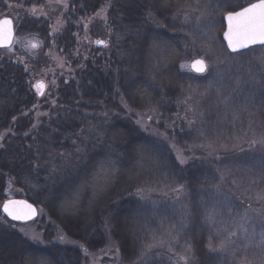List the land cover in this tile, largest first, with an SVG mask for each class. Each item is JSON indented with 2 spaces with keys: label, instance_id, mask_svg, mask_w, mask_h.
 Segmentation results:
<instances>
[{
  "label": "trees",
  "instance_id": "trees-1",
  "mask_svg": "<svg viewBox=\"0 0 264 264\" xmlns=\"http://www.w3.org/2000/svg\"><path fill=\"white\" fill-rule=\"evenodd\" d=\"M143 1L113 0L109 13H116L117 23L112 29L116 40L112 41L108 35L107 41L102 32L91 29L90 39L103 38L107 47H91L86 57L79 54L72 57V27L58 36L55 43L69 55L78 81H60L46 98L31 87V72L23 64L5 57V50L0 49V133L9 128L15 133L9 132L3 141L5 147L0 149V203L6 197L8 183L19 186L22 192L18 198H26L44 209L45 215L39 221L44 225L47 242L41 246L26 239L17 229L25 224L7 219L0 208V220L13 225H0V264H82L86 255L82 251L92 252L103 247V229L107 231L110 227H114L112 237L116 238L121 264L134 261L138 256L136 248L145 239V227H148L146 215L142 216L147 208L139 204L136 189L162 185L168 177L183 185L188 194L189 220L185 235L195 264H215L206 247L197 175L181 173L167 146L141 132L128 113L154 109L165 117L169 113L176 115L179 88L201 77L180 69V39L170 30L154 28L149 23L151 11ZM7 2L20 11L15 25L17 33L23 30L34 34L47 45L46 0H0V18L5 16ZM107 2L73 0L70 8L84 13L87 17L83 19L89 21ZM174 4L172 0L169 7H157L153 14L160 20H168ZM222 16L217 27L219 36L223 31ZM97 22L94 26L100 23ZM260 50H264V45L253 46L241 55ZM53 98L57 108L49 105ZM39 107L49 108L52 119H48L50 113L38 127L32 128ZM13 116L17 118L15 122ZM261 116L264 121V115ZM103 117L108 120L103 122ZM173 121L168 133L177 137L182 120L177 116ZM25 132L29 134L25 136ZM77 148L82 151L77 153ZM112 168L118 169L114 180L109 179ZM202 173L200 168L197 174L201 177ZM28 185L36 190L31 192ZM108 193H113L117 202L112 222L110 213L100 209L97 218L94 210L104 205L102 201ZM86 221L89 226L82 224ZM82 225L86 236L81 235L85 232ZM57 229L74 243L83 244L81 257L76 247L52 244Z\"/></svg>",
  "mask_w": 264,
  "mask_h": 264
},
{
  "label": "rangeland",
  "instance_id": "rangeland-1",
  "mask_svg": "<svg viewBox=\"0 0 264 264\" xmlns=\"http://www.w3.org/2000/svg\"><path fill=\"white\" fill-rule=\"evenodd\" d=\"M144 1L141 3H145V7L151 11L149 12V23L154 28L170 30L171 34L177 35L180 39L182 48L180 65L184 63L190 64L192 59L205 56L208 59L210 68L208 72L201 74L198 80L193 78V82H189L187 86L179 88L177 95H180V98L177 101L176 115L175 113H169L170 117H165L148 109L144 111L130 110L128 113L141 132L150 138L161 141L167 146L180 166L181 173L189 172L197 175L198 200L201 205V219L204 227V237L206 238V247L211 237L212 249L207 247V250L210 256L214 258L215 264H262V261H264V248L259 246V233L261 231L260 217L264 215V201H258L254 197L261 188H264V183H253V181L264 176V148L260 145L250 148L248 142L264 133V121H262L261 116L264 115V108L260 107L264 105V83L260 82L264 69L261 68L256 59V57L264 56V50L258 52L248 51L244 55L229 53L223 44L221 34L219 36L217 32L220 15H224L228 11L239 10L240 7H244L251 1L254 2L256 0H175L176 10L174 9L168 20H160L158 16L153 14V12H156L157 7L162 8V6H165L164 0ZM71 2L73 0H69L68 9L65 11L62 5L50 4L49 0H46V13L49 21V43L47 45L36 35L25 33L22 30L21 33L16 31L12 47L4 49L5 52L3 54L5 57L23 64L31 72V87L37 82H42L46 86L41 89L45 98L51 92H54L53 90L56 89L60 81L66 82L71 79L78 81L76 75H74L69 55L64 53L62 48L59 49L55 43L58 36L65 34L72 27L74 43L71 47V50L74 51L72 57L78 54L80 57H86L87 51L94 46L96 48L107 47L103 44H96L97 40H103V38H98L95 41L90 39L89 33L91 29L102 32L104 37L109 35L110 37L108 38H111L112 41L113 38L116 40L112 30L115 28L114 24L117 23L115 21L116 13L112 12L110 14V7L106 11H102L108 2L99 7L95 15H93L94 17L89 21L83 19L84 13H78L74 11L75 9L70 8ZM110 2H113V0H110ZM171 3L172 0H170L169 4L171 5ZM7 5L8 7L3 15L13 18L16 25V22L20 19V11L18 7L10 2H7ZM178 9L192 13V20L188 25L183 23L182 16H175ZM98 12L100 13L99 17L96 16ZM201 12H204L205 15L200 16ZM62 13L63 15H61ZM76 15L77 19L75 18ZM198 16L200 17L199 22L196 19ZM58 20L60 21L59 24ZM95 21H100V23L94 26ZM108 38L105 37V40L108 41ZM32 44H36L37 47L32 48ZM209 47L212 48L213 52L210 56H206L205 54ZM218 59L224 61V63H217ZM180 69L183 72L192 73L190 67L183 69L180 67ZM249 70L255 75L257 82L248 83L234 92L236 79L240 77L248 80ZM53 81H55V86H53ZM210 83L213 85L210 94L206 97H201L199 93L208 88ZM221 83L223 87H221ZM189 86L194 91H190ZM32 88L37 93L36 88ZM217 88L225 96L232 97L228 108H225L221 98L216 96L215 90ZM189 96H191V99L188 104L182 103ZM53 100L54 98L49 105L52 108H57L56 103L52 104ZM246 105L248 110L255 113V115L250 117L247 112L242 111ZM190 107L194 111L189 112L188 109ZM37 112L51 113H49V108L39 107L33 123H37ZM173 112H175V108ZM233 112L237 113L235 117L232 115ZM186 113L187 119L184 118ZM171 115L173 120L177 116L182 120L179 127V135H177L178 138L174 134L168 133L170 129L168 127L174 125L173 120L169 121ZM51 116L52 113L48 116V119H52ZM44 117H39V120L41 121ZM149 117H152V119H149ZM102 119L103 122L108 120V118L104 117ZM138 120L140 124L136 123ZM189 120H194L195 123L190 126ZM250 120L252 121L251 125L249 124ZM141 124L147 127V131L141 127ZM202 132L204 133L203 136H201ZM236 136L241 138L239 149L231 148L230 137ZM210 141L214 142L212 147H208ZM220 144H229V147L224 149L219 147ZM172 145H175V149ZM199 145H204V147H199ZM179 150H182V158H189L186 164H180L179 160H177V156L181 155ZM200 168L203 171L201 177L198 175L199 173L197 174ZM221 176H223V180ZM168 178L165 179V183L162 185L143 187V193L138 195V198L135 196L139 204L147 208L145 210L146 213H143L142 216L146 215L148 227H145V239L142 240L140 247L136 248L137 258L131 262L126 261L127 263L125 262L124 264H138V262L139 264H184L183 261L178 260V256L175 254L185 255L184 248L189 244L185 235L187 230L186 223L189 220V198L185 188L180 193L173 191L179 185L170 177ZM22 182L27 183L26 181ZM29 187L31 192L36 190L34 186ZM20 192H22V189L19 186L12 184V182L8 183L5 188L6 197L1 201L0 205L6 200L18 198ZM112 194L108 193L102 201L104 205L101 204L102 206L99 209L98 207L94 209L97 218L102 211L103 213H110L111 222L113 217H116L117 202L115 200L116 197L112 196ZM141 195L144 197L143 199H141ZM249 204H251V208L248 207ZM110 206H112L111 211L109 210ZM37 208V220L21 223L25 225L18 226L17 229L29 241L45 246L47 242L44 237V225L39 221L40 217L45 215V212L39 206ZM229 208L232 210L231 213H229ZM100 209L101 212L99 211ZM213 209L222 213V216L217 217L215 224L207 219L209 212ZM245 210L253 217L245 225L248 228V233H242L231 223L232 217L237 216V214L243 215ZM139 214L141 215V213ZM88 216H90V213ZM89 220L90 218L88 222ZM88 222H82V224L89 226ZM181 223L184 225L182 229L180 227ZM83 225L82 229L85 231ZM172 225H175L176 229L180 230L179 242L173 244L172 252H169L168 245L165 244L164 247L154 248L151 252L141 257L140 251L143 242L148 239L149 234L155 231L159 235L161 232L170 229ZM97 227L98 225H95V228ZM225 228L228 231H236L237 235L231 238L232 244L221 250L218 246L222 240L226 239L227 231L221 230L219 235L216 233L218 229ZM20 229L24 231H20ZM103 231L105 235V238L103 236V247L92 252L82 251L83 244L74 243L58 229L55 230V235H53L51 240L52 244H58L60 247L70 245L78 248L80 257L81 251L84 255L86 254L85 262L82 264H121V255L116 245V238L112 237V232H115L114 227L108 228L107 231L103 229ZM91 232H94V230ZM86 233L87 231L79 234L86 236ZM253 233L254 236L251 235ZM33 235L39 236L44 243H38L30 239ZM164 238L168 239L166 236ZM188 264H195L192 253L188 256Z\"/></svg>",
  "mask_w": 264,
  "mask_h": 264
},
{
  "label": "snow or ice",
  "instance_id": "snow-or-ice-1",
  "mask_svg": "<svg viewBox=\"0 0 264 264\" xmlns=\"http://www.w3.org/2000/svg\"><path fill=\"white\" fill-rule=\"evenodd\" d=\"M49 3H55L57 5H62L65 11L68 9L69 6V0H49ZM165 6H168L170 3V0H164ZM111 7V2L109 0V3L105 6V9L102 11H106L107 8ZM74 10V9H73ZM33 12L36 11L35 8L32 10ZM63 15V13L61 14ZM205 13L201 12L200 16H204ZM96 16L99 17L100 13H96ZM176 17H183V23L185 25H188L192 20V13L190 11H185L178 9L176 14ZM106 20V16L104 17ZM197 21L199 22L200 17L198 16ZM227 20V29L223 33L224 40L227 41V49L230 50V53L235 54H242L241 50L244 49H251L254 45H264V0H256L254 3L248 4L246 7H240L239 10H232L228 11L226 15ZM60 21L58 20V24ZM79 23V21H77ZM87 27V25H85ZM198 30V29H197ZM14 28H13V21L9 18H3L0 19V46L11 48L12 47V34H13ZM96 44H103L107 46L106 42L103 40H97ZM154 46H157L154 42ZM32 48H36V44L31 45ZM213 50L211 47L208 48L206 56H210L212 54ZM258 60V63L260 64L261 68L264 69V56L256 57ZM217 63H224L222 60H217ZM180 67L183 68H191L196 73L204 74L209 71L210 64L208 62V59L205 58V56H201L200 58L192 59L190 64H181ZM219 82V81H218ZM256 77L254 74L251 73V70H249V79L244 80L243 78L238 77L235 81L236 87L233 89V91L239 90L241 87L248 83H256ZM261 83H264V73H262V79L260 81ZM53 86H55V81L52 82ZM32 87L36 88L37 94L40 96L44 95V92L41 90L43 87H46L43 85L42 82H37V84L32 85ZM190 87V86H189ZM221 87H223V84L221 83ZM213 88L212 83L209 84L208 88H205L202 92L199 93L201 97H206L210 94V90ZM190 91H194L190 87ZM216 96L221 98V102L225 105V108H228L231 104L232 97L231 96H225L223 92L220 91L219 88L215 90ZM191 99V96L186 97L182 103L188 104V101ZM52 104H55V100L52 101ZM34 108L37 107V105H33ZM125 107L127 105L125 104ZM261 108H264V105L260 106ZM154 110V109H153ZM189 112L194 111L193 108L188 109ZM242 111L247 112L248 115L251 117L255 115V113L250 112L248 110L247 105L242 109ZM28 113H24V115H27ZM48 113H40L37 112V123H34L32 125V128H36L38 123L41 121L39 120V117L41 116H47ZM233 117L237 115V113H232ZM105 116H107V113H105ZM187 119V113L184 117ZM16 117H12V121H16ZM149 119H152V117H149ZM137 124H140V121H136ZM189 125L195 123L194 120L188 121ZM252 121H249V124L251 125ZM141 127L144 128L145 131H147V127H145L143 124H141ZM9 132H12V129L9 128L5 130L3 133H0V148L4 147L3 141L5 140V137L9 134ZM29 133L25 132L24 135L27 136ZM157 135H162L160 133H155ZM12 135H15L14 132H12ZM78 138H79V134ZM204 133H201V136H203ZM167 138V137H165ZM240 137H230L231 141V148L233 149H239V141ZM75 144V141L73 142ZM213 141H210L208 144V147L213 146ZM249 147H254L256 145H260L262 148H264V133H261L259 137H255L249 142ZM172 147L175 149V145H172ZM199 147H204V145H199ZM219 147L228 149L229 144H220ZM215 150V149H213ZM242 150V149H241ZM82 150L80 148L76 149V152L79 153ZM181 152V155L177 156V160H179L180 164H186L188 162L189 158H182V150H179ZM51 155V153H50ZM57 155H62L61 153H57ZM162 166V165H157ZM118 169L112 168L109 170V179H116L117 178ZM221 179L223 180V176H221ZM253 183H264V176H261L258 178V180H254ZM218 188V186H217ZM184 189L183 185H179L177 188L173 189L176 193L182 192ZM144 188L138 187L136 189V194L140 195L143 193ZM144 197L141 195V199ZM258 201H264V188H261V190L256 194L254 197ZM251 208V204L248 206ZM231 208H229V213H231ZM3 212L7 214L8 217H10L12 220L16 221H26L30 219L33 215L36 214V210L33 208L31 204H29L27 201H20V200H7L3 204ZM222 216V213L218 212L216 209H213L209 212L207 219L212 221L214 224L217 222V217ZM253 217L249 215L248 211L245 210L243 215L237 214V216L231 218V223L233 226L238 228L242 233H248V228L245 226L249 220H252ZM0 225H9L7 220H0ZM181 229L184 227L183 223H181ZM260 227L261 231L259 233V246L264 248V215L260 217ZM227 231V237L225 240H222L219 244V249L224 250L227 245L232 244L233 241L231 240L232 237H235L237 235L236 231H228L227 228L225 229H218L217 235L220 234V231ZM20 231H24L23 229H20ZM179 229H176L175 225H172L170 229L165 230L161 232L159 235L156 234L155 231L149 234L148 239L143 243L142 249L140 251V256L143 257L147 253L151 252L154 248L157 247H164L165 244L168 245L169 252H172L173 244L179 242ZM175 233V234H173ZM27 235V233H25ZM254 236V233L251 234ZM167 237L168 239H165L164 237ZM33 241H36L38 243H44L43 239H41L37 235H33L30 237ZM62 239V238H61ZM209 249H212V243H211V237L209 238V244L207 245ZM185 255H179L178 253L175 254L178 256L179 261H183L184 264H188V256L192 253L191 245L188 244L184 248ZM139 264V262H138ZM262 264H264V261H262Z\"/></svg>",
  "mask_w": 264,
  "mask_h": 264
},
{
  "label": "water",
  "instance_id": "water-1",
  "mask_svg": "<svg viewBox=\"0 0 264 264\" xmlns=\"http://www.w3.org/2000/svg\"><path fill=\"white\" fill-rule=\"evenodd\" d=\"M256 2V1H255ZM254 3V2H253ZM248 6V5H247ZM246 7V6H245ZM226 15H227V13L223 16V22H224V30H223V32H222V35H221V38H222V40H223V42H224V44H225V46H226V49H227V41L226 40H224V38H223V33H224V31L227 29V20H226ZM3 18H9V19H11L12 21H13V19L11 18V17H9V16H4V17H1L0 19H3ZM13 28H14V31H13V34H12V38H11V40H12V43H13V40H14V37H15V25H14V21H13ZM98 45V44H97ZM99 45H102V44H99ZM254 46H256V45H254ZM253 47V46H252ZM7 47H3V46H0V49H6ZM228 50V49H227ZM245 50H247V49H244V50H241V52L242 51H245ZM229 52H230V50H228ZM232 54H234V53H232ZM191 69V68H190ZM191 71L193 72V73H195V74H198V75H201V74H199V73H196L194 70H192L191 69ZM9 200H20V201H27L29 204H31L32 206H33V208L36 210V214L35 215H33L30 219H28V220H26V221H16V220H12L10 217H8L7 216V214L6 213H4L3 212V204L5 203V201L2 203V205H1V212H2V214L6 217V218H8L9 220H11V221H14V222H19V223H28V222H31V221H33L34 219H36L37 218V216H38V210H37V207L33 204V203H31L30 201H28V200H26V199H9ZM7 201V200H6Z\"/></svg>",
  "mask_w": 264,
  "mask_h": 264
}]
</instances>
